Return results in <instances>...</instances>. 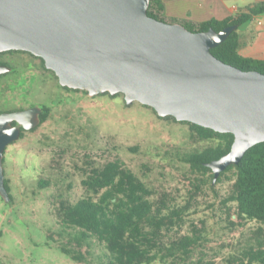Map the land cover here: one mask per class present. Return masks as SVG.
I'll use <instances>...</instances> for the list:
<instances>
[{
    "label": "rangeland",
    "instance_id": "1",
    "mask_svg": "<svg viewBox=\"0 0 264 264\" xmlns=\"http://www.w3.org/2000/svg\"><path fill=\"white\" fill-rule=\"evenodd\" d=\"M5 60L14 72L0 80V111L46 106L50 114L5 150L12 201L0 196V264H99L98 243L90 250L84 246L83 262L62 253L61 246L78 247L63 232L59 209L60 202L93 197L82 182L93 168L112 161L130 169L154 198L167 193L171 205L183 208V222L164 241L199 237L187 264H247L246 253L264 240V229L241 221L225 202L235 170L198 191L192 186L196 177L208 180L210 174L194 175L181 160L215 142L199 139L188 125L160 118L138 102L128 106L123 96L69 91L29 54H8ZM157 264L168 263L160 258Z\"/></svg>",
    "mask_w": 264,
    "mask_h": 264
},
{
    "label": "water",
    "instance_id": "2",
    "mask_svg": "<svg viewBox=\"0 0 264 264\" xmlns=\"http://www.w3.org/2000/svg\"><path fill=\"white\" fill-rule=\"evenodd\" d=\"M151 0H0V54L27 52L59 84L91 97L122 94L160 118L232 134L231 151L207 163L216 184L248 150L264 142V74L220 61L212 50L237 26L191 32L148 13ZM12 68L0 65V76ZM42 107L0 114V196L4 154L22 131L41 125ZM16 123L17 125H14Z\"/></svg>",
    "mask_w": 264,
    "mask_h": 264
},
{
    "label": "trees",
    "instance_id": "3",
    "mask_svg": "<svg viewBox=\"0 0 264 264\" xmlns=\"http://www.w3.org/2000/svg\"><path fill=\"white\" fill-rule=\"evenodd\" d=\"M263 9L264 6L247 8L224 21L194 24L168 20L164 15L162 0H151L148 13L161 22L182 24L191 32H205L210 29L220 32L224 28L237 26V30L224 43L213 49L212 53L225 64L243 71H258L264 74V60L245 58L239 52L241 47L239 28L248 22L252 15ZM16 53L29 54L23 51L1 53L0 65L10 67L5 57ZM40 60L44 66V61ZM11 68L13 73L14 68ZM11 73L1 75L0 80ZM120 96L123 95L118 94L115 97ZM43 107L45 111L41 125L47 121L50 114L49 108ZM16 110L18 109L0 111V114ZM165 119L176 121L172 117ZM179 123L188 125L191 132L199 139L215 142L214 145L200 152L186 154L181 159L190 166L194 175L204 177L210 174L208 180L196 177V182L192 183L194 189L200 191L204 185L213 186L214 175L206 164L228 154L231 151L234 136L220 134L187 122ZM26 133L27 131L23 130L21 139ZM232 170H235L236 180L225 202L233 205L237 218L241 221L258 222L261 225L259 230L263 231L264 142L248 150L240 164L230 166L221 174L217 183H221L224 175ZM82 183L93 197L81 199L76 203L60 202L59 212L63 232L67 233L78 247L70 249L61 246L60 249L64 255L73 261L83 262L85 260L82 255L84 246L90 250L95 243H98L101 247L99 264H157L160 258L168 264H187L185 261L194 253L193 250L200 238L195 235L184 236L166 244L164 241L166 234L183 222V208L171 205L169 194L163 193L158 198H154V192L120 161L108 162L102 167L93 168L91 174ZM5 185L12 201L11 187L7 179H5ZM245 259L247 264H264V240L258 241L257 245L251 247Z\"/></svg>",
    "mask_w": 264,
    "mask_h": 264
},
{
    "label": "crops",
    "instance_id": "4",
    "mask_svg": "<svg viewBox=\"0 0 264 264\" xmlns=\"http://www.w3.org/2000/svg\"><path fill=\"white\" fill-rule=\"evenodd\" d=\"M164 15L170 21L201 24L224 21L247 8L264 6V0H162ZM240 54L264 60V9L239 28Z\"/></svg>",
    "mask_w": 264,
    "mask_h": 264
},
{
    "label": "flooded vegetation",
    "instance_id": "5",
    "mask_svg": "<svg viewBox=\"0 0 264 264\" xmlns=\"http://www.w3.org/2000/svg\"><path fill=\"white\" fill-rule=\"evenodd\" d=\"M66 89V88H65ZM33 107H36V106H33ZM42 107V109H43V112H42V114H41V119H42V115H43V113H44V111H45V109H44V107L43 106H41ZM30 108H32V107H30ZM19 110H24V109H18V110H16V111H19ZM14 125H17L16 123H14ZM23 132V131H22ZM30 132H32V131H30Z\"/></svg>",
    "mask_w": 264,
    "mask_h": 264
}]
</instances>
